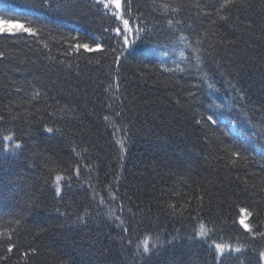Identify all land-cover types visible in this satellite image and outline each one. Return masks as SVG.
<instances>
[{
  "label": "trees",
  "instance_id": "16d2710c",
  "mask_svg": "<svg viewBox=\"0 0 264 264\" xmlns=\"http://www.w3.org/2000/svg\"><path fill=\"white\" fill-rule=\"evenodd\" d=\"M40 2L0 0L5 19L42 28L0 34V264H264V237L239 223L244 208L264 232V0H238L227 20L222 0H131L143 31L123 55L122 25L95 0ZM76 35L105 51H71L61 37ZM213 112L218 125L196 123ZM53 167L72 177L59 194ZM146 236L159 241L138 254ZM213 240L242 248L219 256Z\"/></svg>",
  "mask_w": 264,
  "mask_h": 264
},
{
  "label": "snow or ice",
  "instance_id": "6c2138e0",
  "mask_svg": "<svg viewBox=\"0 0 264 264\" xmlns=\"http://www.w3.org/2000/svg\"><path fill=\"white\" fill-rule=\"evenodd\" d=\"M238 2V0H222V2L219 4V7L215 9L218 18L221 20H227L228 17L226 15H220L221 11L228 8L231 5H234ZM97 3L101 4L103 6V8L105 10H107L112 17H114L117 21L120 22L121 26H117L111 29L112 32L115 33L116 37L118 38V43L120 44V48H121V55L124 54V52H126L129 48H131L132 44L135 43V40L133 39V36H135L136 38H139V34L143 31V29H141L139 26L133 27L130 25L129 19L126 17H131L132 16V12H131V0H97ZM40 7H48V8H52L53 7V0H41L40 2ZM158 7H160L164 12H178L180 9L178 7H172L171 5H169L168 3H163L158 5ZM197 7H199V5H197ZM15 20V18H11V19H5V17L3 15H0V34L4 35L5 37L8 36H14L17 35L19 33H27L30 36H35V37H39L41 35L42 32V28H35V27H25L23 25H20L17 23V25L13 28V27H9V25L11 23H13V21ZM173 23L172 20L168 21V24L171 25ZM29 24H31V22L29 21ZM105 31H109V29H105ZM183 38V37H182ZM61 39L65 40V42L69 43V47L70 50L76 53H80L81 50H83L84 52H88V53H95V52H104L105 51V44H102L100 42H95V43H87V42H81V40L83 38L79 37L78 35L76 36H70V37H61ZM122 41V43H121ZM43 42V41H41ZM106 43V42H105ZM220 43H224L223 40L220 41ZM229 43H231L229 41ZM48 45L45 44V47H47ZM112 51H115V48L112 49ZM5 53L0 52V56H4ZM181 55L183 56V53H181ZM197 60L199 61V57H197ZM99 62V61H97ZM116 63L119 64V58L116 59ZM169 71H171L169 69ZM180 71H183V69H180ZM118 81V77L116 78ZM115 88L118 90L119 89V83H115ZM113 85H109V88H112ZM209 88H212L213 85L211 83L208 84ZM236 91H239L238 89H236ZM189 96L194 95L193 93H189ZM241 95H243L241 93ZM177 104H180V100L176 101ZM187 102L185 103V105L182 106H186ZM111 107V106H109ZM209 109L212 108H224V105L222 104H209L208 105ZM119 115V113L117 114ZM3 117H0V120H2ZM105 120H112L111 117L109 116H105L104 117ZM219 120H220V113L217 112H213L212 114H201L199 116V118L196 120L197 124H212V125H218L219 124ZM113 125L114 127H117L113 121ZM47 131L49 133H52L54 131L53 128H48ZM4 140L7 141H12L14 139L13 135L9 134L7 136L3 137ZM121 144V147H123V141H119ZM13 148V150L15 149H19L21 148V142L17 141L14 145L10 146ZM262 155H264V152H262ZM77 156H79V153H77ZM229 158L232 164H235L237 162V159H247V157H242L241 153L239 151H231L229 149ZM52 158L49 157V160H51ZM67 171V170H65ZM74 174L76 176H79L80 174V168L79 165L74 166ZM51 172L54 173L53 176V184L55 185V189L57 194L60 193L61 191V182L65 181V180H71V176H65L64 173L62 171L57 170L56 167H53L51 169ZM112 199H116L114 196L112 197ZM101 203H104L103 198H101L100 200ZM174 207V206H172ZM120 210H123V206L120 205ZM130 211V209H129ZM241 213H244L246 211V209L241 208L239 210ZM108 215L114 217L116 220H119V225L123 226L124 225V221L121 220L119 218V216L115 215V210L114 209H109L108 211ZM248 216H252L253 213L248 211L247 212ZM21 221L20 220H16L14 221V223L19 224ZM198 227L194 229V235L199 237V238H210V234L212 233V229L208 228L206 223L203 221H198ZM239 223L242 225L243 229L246 230L247 232L251 233L252 236H261L264 237V232H260V231H253L252 226L249 223H245L244 219H240ZM125 231H127V229H124ZM0 236H7L9 238H11L12 236V232L11 231H3L0 232ZM149 240H154L153 243V247L150 248L149 246ZM159 241V237H149L146 236L141 242L136 244V252L138 254H146V253H150L151 251L154 250L155 248V243ZM129 243H131V241H129ZM17 245L14 243H8L7 247L5 249V251L7 253H11L13 251L14 248H16ZM211 247H213L215 249V251L219 254V256H223L225 253L228 252H240L242 246L237 245V246H233V244L231 243H218L215 240L212 241V245ZM35 249H29V251L24 252L23 256L27 257L29 255V253H35ZM260 257L262 259H264V252H260ZM6 259V257H5Z\"/></svg>",
  "mask_w": 264,
  "mask_h": 264
},
{
  "label": "rangeland",
  "instance_id": "374dc122",
  "mask_svg": "<svg viewBox=\"0 0 264 264\" xmlns=\"http://www.w3.org/2000/svg\"><path fill=\"white\" fill-rule=\"evenodd\" d=\"M96 2H97V0H95ZM17 24L16 23H11L10 25H9V27H15ZM242 219H244V221H245V223H246V213H243V215H242Z\"/></svg>",
  "mask_w": 264,
  "mask_h": 264
}]
</instances>
